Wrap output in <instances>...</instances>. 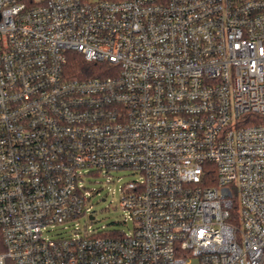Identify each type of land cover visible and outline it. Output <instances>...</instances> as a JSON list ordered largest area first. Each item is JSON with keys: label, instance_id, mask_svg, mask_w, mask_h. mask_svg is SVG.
I'll return each instance as SVG.
<instances>
[{"label": "built area", "instance_id": "built-area-1", "mask_svg": "<svg viewBox=\"0 0 264 264\" xmlns=\"http://www.w3.org/2000/svg\"><path fill=\"white\" fill-rule=\"evenodd\" d=\"M119 169L133 227L95 232L83 176ZM0 237V264H264V0H0Z\"/></svg>", "mask_w": 264, "mask_h": 264}, {"label": "rangeland", "instance_id": "rangeland-1", "mask_svg": "<svg viewBox=\"0 0 264 264\" xmlns=\"http://www.w3.org/2000/svg\"><path fill=\"white\" fill-rule=\"evenodd\" d=\"M139 178V174L127 169L111 170L107 174H95L88 172L83 176V183L94 193L90 197L91 209L95 219L87 222L95 232L103 230H122L128 232L133 223L125 218L126 213L119 205L120 187L130 181ZM83 220V219H82ZM82 224V223H81ZM56 226L47 232L51 237L69 234V228ZM192 264H196L194 260Z\"/></svg>", "mask_w": 264, "mask_h": 264}, {"label": "trees", "instance_id": "trees-1", "mask_svg": "<svg viewBox=\"0 0 264 264\" xmlns=\"http://www.w3.org/2000/svg\"><path fill=\"white\" fill-rule=\"evenodd\" d=\"M102 65H95L86 61L80 54L72 53L68 57L67 73L70 77H84L96 75L97 69L102 68ZM237 211L233 209L228 217V222L238 224ZM3 249L0 237V251Z\"/></svg>", "mask_w": 264, "mask_h": 264}]
</instances>
